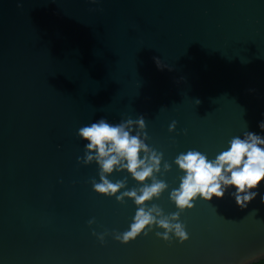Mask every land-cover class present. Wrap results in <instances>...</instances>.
Here are the masks:
<instances>
[{
	"label": "water",
	"instance_id": "water-1",
	"mask_svg": "<svg viewBox=\"0 0 264 264\" xmlns=\"http://www.w3.org/2000/svg\"><path fill=\"white\" fill-rule=\"evenodd\" d=\"M141 114L169 162L260 132L264 0H0V264H236L264 247L260 195L242 209L227 193L181 213L183 243L113 238L136 206L92 190L77 131ZM179 175L161 177L169 191ZM154 203L177 211L168 191Z\"/></svg>",
	"mask_w": 264,
	"mask_h": 264
},
{
	"label": "clouds",
	"instance_id": "clouds-1",
	"mask_svg": "<svg viewBox=\"0 0 264 264\" xmlns=\"http://www.w3.org/2000/svg\"><path fill=\"white\" fill-rule=\"evenodd\" d=\"M91 2L97 3V0ZM154 59L158 68L169 67L159 57ZM196 103L200 101L196 100ZM258 127L260 132L248 130L246 124L245 130L228 139L214 156L190 148L169 162L162 151L148 143L151 137L143 114L119 122L100 117L78 129L77 135L85 143L84 154L77 159L83 165H97L99 179H91L94 192L114 197L119 203L131 199L136 206L128 229L111 233L115 240L127 244L160 229L162 231H155L157 237L164 241L175 238L183 243L189 239V233L180 216L185 210L192 209L197 200L211 201L213 197L223 198L227 193L242 209L258 195L264 203V195L259 192V186L264 182V120L258 122ZM175 128L176 121H173L169 131ZM173 165L180 172L179 184L169 191L168 182L161 177L170 172ZM114 173L126 175L113 180ZM129 177L138 187H127ZM166 191L177 208L168 214L154 203ZM94 223V218L88 221L89 225ZM109 234L93 230L101 243ZM262 254L264 247L242 257L236 264H253Z\"/></svg>",
	"mask_w": 264,
	"mask_h": 264
},
{
	"label": "trees",
	"instance_id": "trees-1",
	"mask_svg": "<svg viewBox=\"0 0 264 264\" xmlns=\"http://www.w3.org/2000/svg\"><path fill=\"white\" fill-rule=\"evenodd\" d=\"M254 264H264V260H261L260 262Z\"/></svg>",
	"mask_w": 264,
	"mask_h": 264
}]
</instances>
